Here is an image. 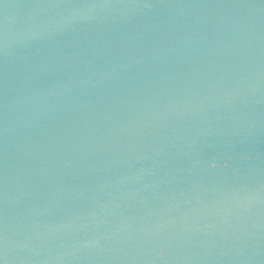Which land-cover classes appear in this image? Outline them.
<instances>
[{"label":"water","instance_id":"1","mask_svg":"<svg viewBox=\"0 0 264 264\" xmlns=\"http://www.w3.org/2000/svg\"><path fill=\"white\" fill-rule=\"evenodd\" d=\"M0 264H264V0H0Z\"/></svg>","mask_w":264,"mask_h":264}]
</instances>
